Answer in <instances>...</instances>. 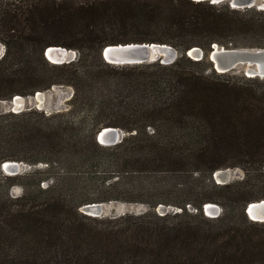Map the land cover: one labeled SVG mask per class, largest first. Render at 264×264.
<instances>
[{
  "label": "trees",
  "instance_id": "1",
  "mask_svg": "<svg viewBox=\"0 0 264 264\" xmlns=\"http://www.w3.org/2000/svg\"><path fill=\"white\" fill-rule=\"evenodd\" d=\"M241 37L264 48V10L207 0H0V100L72 88L66 110L0 113V264H264V222L244 211L264 198V78L217 72L207 58ZM142 42L179 56L114 65L101 55L109 44ZM51 45L76 57L52 64ZM193 46L205 56H187ZM104 126L126 134L101 145ZM5 160L45 166L10 176ZM234 167L241 179L214 181L216 170ZM188 171L204 184L186 191L167 181ZM15 184L23 192L13 197ZM113 199L147 208L80 211ZM207 202L221 213L204 214ZM159 203L173 208L159 214Z\"/></svg>",
  "mask_w": 264,
  "mask_h": 264
},
{
  "label": "water",
  "instance_id": "2",
  "mask_svg": "<svg viewBox=\"0 0 264 264\" xmlns=\"http://www.w3.org/2000/svg\"><path fill=\"white\" fill-rule=\"evenodd\" d=\"M207 1L211 3H221L226 1L230 7L238 9L257 8L264 10V0ZM185 54L195 60L201 59L205 56L204 51L197 46L187 49ZM101 55L107 63L114 65H131L152 61L169 64L179 56V52L168 44L142 42L109 44L101 50ZM44 56L52 64H63L74 60L76 52L63 46L51 45L44 50ZM207 58L212 62L213 68L217 72L241 71L244 75L249 77L264 78V48H225L215 44V46H212V50L207 54ZM38 93L41 94L42 98V92L36 91L32 95L34 101H37L36 95ZM29 108L31 107L25 106V96H21L19 94H15L10 100H0V113H18ZM125 134L126 133L118 127L104 126L95 134V140L101 145L110 146L120 142ZM1 169L4 174L10 176L21 173L20 162L14 160H5L2 162ZM212 176L217 184L228 183L227 171L224 169L216 170ZM207 203V205L204 204L203 206L204 214L209 217L218 216L220 214V210L217 205L212 202ZM80 211L94 217L104 216L103 205L101 203L93 202L85 204L80 207ZM244 211L249 219L264 222V198L247 203ZM157 212L159 214L165 213V211L160 212L159 210ZM123 214H125V212H122L119 215ZM111 216L114 217L116 215L114 214Z\"/></svg>",
  "mask_w": 264,
  "mask_h": 264
},
{
  "label": "rangeland",
  "instance_id": "3",
  "mask_svg": "<svg viewBox=\"0 0 264 264\" xmlns=\"http://www.w3.org/2000/svg\"><path fill=\"white\" fill-rule=\"evenodd\" d=\"M221 3H227L226 1ZM228 4V3H227ZM229 5V4H228ZM257 9V8H256ZM249 41L248 38H238V42L242 43L239 45L231 46L236 48H247L249 46L244 45L243 43H246ZM257 47V46H254ZM263 48V47H259ZM4 49L3 44L0 42V56L2 54V51ZM75 51V50H74ZM76 52V51H75ZM241 72V71H236ZM242 73V72H241ZM42 92V98H37V101L33 100L32 95L25 96V106H30L31 108H35L37 111H42L43 113L50 114L52 112L57 111H63L68 108V99L71 97L72 94V88L68 85H62V84H56L52 85L50 88L40 91ZM20 162V170L21 172L24 171H32L35 169H42L44 168L43 163H37L35 165H29L25 161H17ZM220 170V169H219ZM227 171L228 176V182H232L238 179H241L244 176V171L239 167L234 168H226L224 169ZM264 171V170H263ZM169 177L167 178V181L170 182V184L174 187H182L186 189V191H190L193 187L201 186L204 184V179L199 177L195 173L191 172H185V173H177V174H169ZM23 192V188L19 184H15L10 189L11 196H19ZM178 192V191H177ZM170 193H164V196H168ZM176 193H172V196L174 197ZM147 201L151 202L153 201L152 196H145ZM103 205V215L104 216H111L116 215L118 216L122 212H132V213H139L144 211L147 208V204L142 202H128L124 200H109L100 202ZM217 205L218 209L220 210V213L223 209V206L219 203H214ZM161 206V207H159ZM189 206L186 204V207ZM173 207L170 205H164V204H157L155 207L156 211H168L171 210ZM191 208V207H189Z\"/></svg>",
  "mask_w": 264,
  "mask_h": 264
},
{
  "label": "bare ground",
  "instance_id": "4",
  "mask_svg": "<svg viewBox=\"0 0 264 264\" xmlns=\"http://www.w3.org/2000/svg\"><path fill=\"white\" fill-rule=\"evenodd\" d=\"M243 48H244V47H243ZM36 96H37V98H40V97H41V94L38 93ZM207 204H208V203H206V205H207ZM213 207H215V206H213Z\"/></svg>",
  "mask_w": 264,
  "mask_h": 264
},
{
  "label": "built area",
  "instance_id": "5",
  "mask_svg": "<svg viewBox=\"0 0 264 264\" xmlns=\"http://www.w3.org/2000/svg\"><path fill=\"white\" fill-rule=\"evenodd\" d=\"M176 210H179V209H176Z\"/></svg>",
  "mask_w": 264,
  "mask_h": 264
}]
</instances>
